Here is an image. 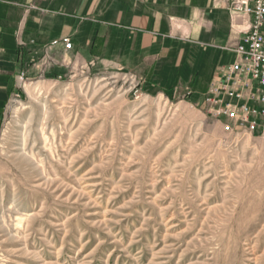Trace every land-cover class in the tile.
I'll list each match as a JSON object with an SVG mask.
<instances>
[{
    "label": "rangeland",
    "instance_id": "374dc122",
    "mask_svg": "<svg viewBox=\"0 0 264 264\" xmlns=\"http://www.w3.org/2000/svg\"><path fill=\"white\" fill-rule=\"evenodd\" d=\"M113 61L18 80L0 122V264H264V138Z\"/></svg>",
    "mask_w": 264,
    "mask_h": 264
},
{
    "label": "crops",
    "instance_id": "0c3cea01",
    "mask_svg": "<svg viewBox=\"0 0 264 264\" xmlns=\"http://www.w3.org/2000/svg\"><path fill=\"white\" fill-rule=\"evenodd\" d=\"M225 5V0H0V122L20 73L27 79L48 74L70 57L144 65L149 87L190 88L203 98L215 74L233 63L227 47L239 41ZM64 38L70 39V51Z\"/></svg>",
    "mask_w": 264,
    "mask_h": 264
},
{
    "label": "built area",
    "instance_id": "2783aa9c",
    "mask_svg": "<svg viewBox=\"0 0 264 264\" xmlns=\"http://www.w3.org/2000/svg\"><path fill=\"white\" fill-rule=\"evenodd\" d=\"M238 43L228 46L233 63L219 70L203 96L207 112L226 132L264 138V0H225ZM55 44V43H54ZM69 49L70 42L64 39ZM25 76L18 75L22 82Z\"/></svg>",
    "mask_w": 264,
    "mask_h": 264
},
{
    "label": "bare ground",
    "instance_id": "6f19581e",
    "mask_svg": "<svg viewBox=\"0 0 264 264\" xmlns=\"http://www.w3.org/2000/svg\"><path fill=\"white\" fill-rule=\"evenodd\" d=\"M28 91V90H27Z\"/></svg>",
    "mask_w": 264,
    "mask_h": 264
}]
</instances>
